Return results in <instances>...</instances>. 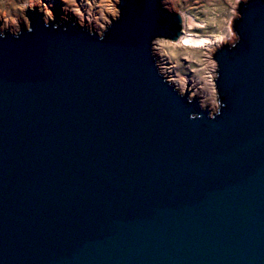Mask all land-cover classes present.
Wrapping results in <instances>:
<instances>
[{"label": "water", "instance_id": "1", "mask_svg": "<svg viewBox=\"0 0 264 264\" xmlns=\"http://www.w3.org/2000/svg\"><path fill=\"white\" fill-rule=\"evenodd\" d=\"M120 7L103 40L38 10L0 39V264H264V0L215 55L214 119L151 54L181 17Z\"/></svg>", "mask_w": 264, "mask_h": 264}, {"label": "clouds", "instance_id": "2", "mask_svg": "<svg viewBox=\"0 0 264 264\" xmlns=\"http://www.w3.org/2000/svg\"><path fill=\"white\" fill-rule=\"evenodd\" d=\"M123 0H61L62 11L65 13L61 17L60 23L69 20V14L75 19L72 21L73 26L79 25L83 30H86L89 35L96 34L98 39L103 40L105 33L113 26V24L119 21L122 17V9L120 5ZM162 5L167 9L168 0H161ZM250 0H236V4L233 6L235 9L232 12V16L240 19L242 14L238 10L241 4L247 5ZM53 3L52 0H35V6L33 0H19L16 3H7L4 6L3 16L0 17V39H4L7 35H11L14 38H19L22 35V30L26 29L31 32L32 24L28 12L30 10H39L43 13V23L45 27L50 24L52 27L58 28L60 24H52L55 20L54 13L52 11ZM28 9L27 12L24 10ZM23 26V29H22ZM203 27V25H199ZM191 28L192 25H187ZM184 31V29H181ZM218 41H224L229 47H235L241 37L235 31H232L230 21L226 24V31L223 35H219L216 38ZM208 43L207 40L193 41L189 36H180L175 41L169 39V36L158 35L151 40L150 50L153 58L155 59L156 68L158 69L159 75L163 80L170 85L174 86V90L180 97H185V89L189 88L188 81L180 71H173L176 68L179 61L176 64H165L162 60L163 57L174 58L176 56L175 49L177 47H188V46H203ZM207 57V62L198 61L202 64V71L204 75L200 77L204 81L201 87L206 86L208 95L198 97V104L201 109H210L208 112L209 118H215L220 114L223 104L219 98L217 91L216 79L219 75L216 60H213L211 56ZM161 58V59H158ZM184 59H189V56L185 55ZM193 72L197 71L192 69ZM191 91L188 92L186 99L187 102L192 103ZM207 105V108H206ZM198 113H190L189 118H198Z\"/></svg>", "mask_w": 264, "mask_h": 264}, {"label": "rangeland", "instance_id": "3", "mask_svg": "<svg viewBox=\"0 0 264 264\" xmlns=\"http://www.w3.org/2000/svg\"><path fill=\"white\" fill-rule=\"evenodd\" d=\"M170 1H168L167 3V9L163 7L167 12L177 14L181 18L185 15L192 16L199 23L205 24V27L201 29H196L192 32L193 35L195 36H200V37L209 36V38L210 37L214 38L216 36L223 35L224 32L226 31V24L229 21L232 31L235 32L234 23L239 20V19L236 20V18L232 16V12L235 10L233 6L236 4V0H170ZM16 2H19V0H0V13L3 14L5 4L16 3ZM45 2H48V0H45ZM65 2H67V0H65ZM52 3H53L52 11L54 13V16L61 18L64 15L62 11L61 0H52ZM33 5L35 6V0H33ZM27 10L28 9H25L24 11L26 12ZM67 21H73V19L69 18V20ZM0 23H2V21H0ZM182 26H183L182 29H184L183 23ZM182 33L183 31H181L180 36H182ZM215 44H213L212 47H210L211 49L209 50H206L208 46L177 47L175 49L176 56L174 58H171V60L173 64H176L177 61H179V63L177 64L178 66L177 69L184 76L202 75L203 74L202 64L198 63V61H202L201 59H203V57L205 56V52L207 54L211 53V58L215 60L216 53L221 48L227 46L225 42H222V44H220L219 46H216ZM185 55L189 56L188 60L184 59ZM192 69H196L197 71L193 72ZM194 98L196 97L192 96V99ZM202 110L208 112L210 111V109H202Z\"/></svg>", "mask_w": 264, "mask_h": 264}, {"label": "bare ground", "instance_id": "4", "mask_svg": "<svg viewBox=\"0 0 264 264\" xmlns=\"http://www.w3.org/2000/svg\"><path fill=\"white\" fill-rule=\"evenodd\" d=\"M168 1H170V0H168ZM64 15H65V13H64ZM2 16H3V14L0 13V17H2ZM69 17L73 20L75 19V17H72L70 14H69ZM181 20L183 21L182 23L184 25V31L182 33V36H189L193 41H197V40H207L208 41V43L204 44L203 46H198V47L208 46V48L206 50H209V49H211L210 47H212L213 44L216 43L215 45L219 46L220 44H222V42H224V41L219 42L216 39L217 36L214 38L213 37L209 38V36L200 37V36L193 35L192 32L194 30L201 29V28L205 27L204 23H199L194 17L185 15L181 18ZM189 24L192 25L191 28L187 27V25H189ZM199 25H203V27H200ZM208 56H211V53H208ZM158 59H161V58H158ZM162 60L165 64H169V63L173 64L171 58H169V57H163ZM201 60L206 63L207 57L204 56L203 59H201ZM195 63H197V62H195ZM177 67L178 66H176V68H174L173 71H178ZM203 75H204V72L202 75H198V76H185L186 80L188 81V85L190 86V89L186 88L185 92L191 91L192 93H194V95H192V96L196 97L197 99H198V97L208 95V92L206 90V86L203 88L201 87V85L204 84V81L201 80L200 77ZM206 108H207V105H206Z\"/></svg>", "mask_w": 264, "mask_h": 264}]
</instances>
